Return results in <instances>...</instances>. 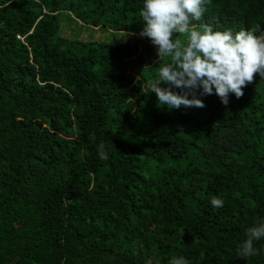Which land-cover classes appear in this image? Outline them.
<instances>
[{
    "label": "trees",
    "instance_id": "1",
    "mask_svg": "<svg viewBox=\"0 0 264 264\" xmlns=\"http://www.w3.org/2000/svg\"><path fill=\"white\" fill-rule=\"evenodd\" d=\"M142 6L0 0V264H264L238 254L264 221V78L228 105H159L147 82L170 58L126 40ZM203 19L264 31V0H209Z\"/></svg>",
    "mask_w": 264,
    "mask_h": 264
},
{
    "label": "clouds",
    "instance_id": "2",
    "mask_svg": "<svg viewBox=\"0 0 264 264\" xmlns=\"http://www.w3.org/2000/svg\"><path fill=\"white\" fill-rule=\"evenodd\" d=\"M208 4L209 0H142L139 16L143 27L139 35L156 47L159 62L170 58L158 68V78L149 80L147 86L156 94L158 104L169 110L204 107L202 97L213 94L228 105L232 94L237 98L244 95V87L256 74L264 78V31L260 26L237 31L208 23L198 28L194 22L204 21ZM177 34L186 36L187 42L174 39ZM98 154L108 158L103 145ZM210 202L216 209L224 206L220 197L214 196ZM260 240H264V221L247 228L238 254L244 258L261 254L264 249L254 246ZM169 264L191 261L181 255Z\"/></svg>",
    "mask_w": 264,
    "mask_h": 264
},
{
    "label": "rangeland",
    "instance_id": "3",
    "mask_svg": "<svg viewBox=\"0 0 264 264\" xmlns=\"http://www.w3.org/2000/svg\"><path fill=\"white\" fill-rule=\"evenodd\" d=\"M81 25H83L84 27L86 26V25H84L83 23H81ZM69 26L70 25H68L67 26V29H68V33H66V31H65V33L63 32V34L65 35V36H67V34H68V36H70L71 35V33H72V31H70L69 29ZM88 29H92L91 31L90 30H88V29H84L83 30V32L81 33V35H80V38H82L83 37V40H94V39H99V38H102V37H104V35H105V33H104V30H102V32H99V31H97L95 28H93V27H90V26H86ZM73 34V33H72ZM124 35V34H123ZM125 35H127V34H125ZM144 37H141L139 34H137V35H134L133 37H130V38H127L126 40H129V41H131V42H133V43H135L137 40H140V39H143Z\"/></svg>",
    "mask_w": 264,
    "mask_h": 264
}]
</instances>
